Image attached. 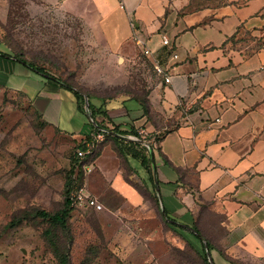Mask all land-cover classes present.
I'll list each match as a JSON object with an SVG mask.
<instances>
[{"label":"crops","instance_id":"crops-1","mask_svg":"<svg viewBox=\"0 0 264 264\" xmlns=\"http://www.w3.org/2000/svg\"><path fill=\"white\" fill-rule=\"evenodd\" d=\"M40 2L79 19L109 57L140 70L147 113L132 97L91 102L107 110L111 121L99 115L96 120L110 128L152 137L163 133L154 150L140 143L153 155L156 196L172 222L192 233L198 218L204 231L221 232L209 252L213 264L264 260V47L243 54L222 45L239 27L264 35V0ZM134 30L147 41L149 56L135 46ZM162 35L170 46L161 44ZM0 46V88L22 96L73 145L93 134L95 126L78 111L73 94L64 95L67 89L23 63L1 36ZM153 61L171 76L169 83L155 73ZM92 138L100 147L91 172H83L87 190L99 201L110 195L139 209L144 198L125 181L113 143ZM128 162L129 178L142 183L144 169L137 160Z\"/></svg>","mask_w":264,"mask_h":264},{"label":"rangeland","instance_id":"rangeland-1","mask_svg":"<svg viewBox=\"0 0 264 264\" xmlns=\"http://www.w3.org/2000/svg\"><path fill=\"white\" fill-rule=\"evenodd\" d=\"M0 36L13 53L77 89L84 102L87 96L107 103L148 93L136 65L109 57L79 19L40 0H0ZM72 149L27 100L0 88V264H55L42 237L47 222L29 213L61 207ZM100 203L99 212L75 211L67 220L69 233L58 234L68 264H207L186 243H197L202 252L200 241L166 223L150 194L139 209L110 195ZM23 214L28 217L18 221ZM219 234L202 232L212 242Z\"/></svg>","mask_w":264,"mask_h":264},{"label":"trees","instance_id":"trees-1","mask_svg":"<svg viewBox=\"0 0 264 264\" xmlns=\"http://www.w3.org/2000/svg\"><path fill=\"white\" fill-rule=\"evenodd\" d=\"M242 33V34H241ZM241 36H238L240 35ZM230 44V48H238V49H243V54H250L254 50H258L259 48L264 47V40L260 37H254L250 35V32L247 30H242L239 27L237 31L226 38L224 43L222 44L223 47L226 44ZM19 58V57H17ZM23 63L29 65L32 69L36 70L42 75H45L48 77V79L51 82L58 84V87L60 88H65L69 90L73 96L76 99L77 102V109L79 112L82 114H85V102H84V97L83 95L75 88L71 87L68 85L66 82L62 81L55 75L51 74L49 71H47L44 67L38 66L37 64L27 60L26 58L20 57L19 58ZM132 98L136 99L140 103V105L143 107V110L145 113L148 112V102L146 97L144 98H138L135 95L131 96ZM87 102H88V108L91 113V117L96 123L95 128L93 129V134L84 140V142H80L78 144L73 145L72 152L69 156V161H70V167L68 171L65 174V179L63 183V202L61 207L54 211V212H48L43 209H38L34 208L31 214L32 216L43 219L44 221L47 222L46 228L42 231V237L43 240L47 246L48 253L50 256L54 259L55 264H68V254H66V249L65 245L62 243L61 240H58V234L65 236L69 233V228H68V223L67 220L68 218L73 215L75 212L74 208L71 206L68 195L69 192L71 191L72 187L76 183H83L84 180V175H83V170L82 166L90 161H93V159L98 155L99 153V144H97L93 140V136H95L98 133H102L105 141L110 140L113 143V146L115 150L117 151L119 157L121 158L122 164L125 166V181L130 183L135 189L138 190V192L143 196V198L146 196V194H150L152 196V199L155 203V205L159 208L160 214L162 215L163 220L166 223H170L176 226L172 221L173 218L170 217L169 212L165 207H161L158 201V198L156 196L155 192V183H154V177H153V170L150 162V154L149 150L146 146L142 145L140 141H134V140H125L117 135H131L134 136L135 138L139 140H145L148 142L149 147L152 148L153 150L156 149V146L154 143H158L160 139V135H155L154 137L152 136H142L138 134V132L134 129H130L128 131H119L117 126H112L111 128L108 127L106 124L101 123L100 121L98 122L96 120L97 115H101L104 118H106L108 121H111L107 114V110L103 108L102 105L100 106H95L91 101L90 97L87 96ZM104 103V102H103ZM34 110V109H33ZM35 111V110H34ZM36 115H38L40 118V114L36 112ZM42 120V118H41ZM43 124H46L42 120ZM167 131V130H165ZM117 134V135H115ZM92 138V139H91ZM89 141L91 142V146H86V143ZM80 149L84 152H86L85 156L80 158L77 155V150ZM129 159H134L137 160L140 164V166L144 169L146 173V178L142 180V183H135L132 182V180L129 178L128 173L131 172L132 168L129 165ZM28 216L26 215H21L17 220H21L22 218H26ZM199 219L197 218V221L195 224L192 226L194 229L195 233H191L194 235L201 243L202 246V252H200L197 248L194 247L193 244H191L189 241H186L188 247L192 249L196 254L199 256H202L204 261L207 264H211L207 260V255L205 254V249L204 246H207L208 252H210L211 247L216 241V238L221 235V232L219 235L213 237V242L206 240V238L202 235V229H200L199 225ZM206 232V231H205ZM208 234H216L218 232L216 231H210L206 232ZM213 236V235H212ZM96 260V259H95Z\"/></svg>","mask_w":264,"mask_h":264},{"label":"built area","instance_id":"built-area-1","mask_svg":"<svg viewBox=\"0 0 264 264\" xmlns=\"http://www.w3.org/2000/svg\"><path fill=\"white\" fill-rule=\"evenodd\" d=\"M120 4L124 6V0H120ZM132 39L136 47L139 48L140 52L144 56H149L151 54L150 49L147 47V41L140 35L136 30L133 31ZM161 44L170 46L171 43L169 39L162 35L161 36ZM172 56L177 58V54L173 53ZM153 69L155 73L162 77L165 83H169L171 76L168 75L165 69L160 66L156 61H153ZM103 134L98 133L95 135L96 139H102ZM86 152L78 149L77 155L82 158L84 157ZM82 170L84 173H89L92 170V161L84 164L82 166ZM71 206L75 211L77 210H91L95 212H99L103 209V205L97 200L93 195L89 193L84 183H76L68 195Z\"/></svg>","mask_w":264,"mask_h":264},{"label":"water","instance_id":"water-1","mask_svg":"<svg viewBox=\"0 0 264 264\" xmlns=\"http://www.w3.org/2000/svg\"><path fill=\"white\" fill-rule=\"evenodd\" d=\"M89 111H90V110H89V108H88L87 98H85V113H86L88 119L90 120V122H91L94 126H96V123H95V121L93 120V118L91 117V113H90ZM115 135H117V134H115ZM127 139L140 141V142H142L143 144H145V145L149 148V145H148L147 143H145L144 141H142V140H139V139H137V138H127ZM150 156H151V162H152V164H153V163H154L153 155L150 154ZM154 183H155V190H156V192L158 193L157 179H156V177H155V174H154ZM191 231H192V233H195V231H194L193 229H191ZM204 249H205V252H206V255H207V258H208L209 262H210L211 264H213V263H212L211 256H210V254H209V252H208V250H207V246H204Z\"/></svg>","mask_w":264,"mask_h":264}]
</instances>
